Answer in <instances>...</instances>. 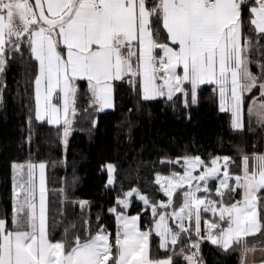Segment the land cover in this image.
<instances>
[{
  "label": "snow or ice",
  "instance_id": "6c2138e0",
  "mask_svg": "<svg viewBox=\"0 0 264 264\" xmlns=\"http://www.w3.org/2000/svg\"><path fill=\"white\" fill-rule=\"evenodd\" d=\"M17 53L21 60L27 53L28 72L34 76L30 113L34 111L35 121L62 125L65 147L77 112L79 80L87 81L90 105L108 109L114 107V82L127 79L140 98L137 111L141 101L158 98L175 107L177 94L187 107L189 95L196 103L199 87L213 84L220 111L230 114L234 132L245 130L246 94L258 89L259 102L253 96L247 107L248 130L254 131L253 116L264 130V0H251L246 9L244 0H0V72ZM253 64L258 73L250 70ZM28 124L31 134V114ZM182 159V173L156 174L155 183L167 200L153 202L138 188L117 195L122 210L108 209L117 226L114 243L103 224L93 232L88 220L83 239L79 233L72 239H50L45 164L13 163L10 223L7 216L0 218V264H178L174 257H182L184 264H204L200 242L205 239L225 252L238 251L239 264H256L249 254L257 251V242L244 238L255 241L260 234L264 245L258 211L264 206L259 195L264 191V152L241 153V174L235 176L229 172V156L209 163L199 156ZM106 168L107 186L114 184L115 168L111 163ZM210 179L218 181L219 199L213 198ZM178 189L183 202L175 208ZM237 189L242 199L226 201ZM134 194L145 209L151 208L153 223L146 231L138 227L139 213L127 215ZM87 203L80 200L81 209ZM202 212L213 214L211 221L203 220V233ZM74 231V225L65 229L66 235ZM153 232L159 249L167 253L163 258L150 257ZM259 250L258 264H264V246Z\"/></svg>",
  "mask_w": 264,
  "mask_h": 264
},
{
  "label": "trees",
  "instance_id": "16d2710c",
  "mask_svg": "<svg viewBox=\"0 0 264 264\" xmlns=\"http://www.w3.org/2000/svg\"><path fill=\"white\" fill-rule=\"evenodd\" d=\"M249 4L244 3L245 9ZM249 27L245 11L244 30L247 32ZM250 70L258 73L255 64L250 65ZM33 79L34 76L28 72L27 53L24 60L17 53L16 59L10 60L5 70L0 72V218L7 216L10 223L12 162H44L47 168L49 238L54 242L72 239L77 233L83 239L85 220L91 222L93 232L99 224H103L113 242L117 226L115 216L108 209L117 206V195L138 188L153 202L167 200L155 183L156 174L167 177L174 172L182 173L184 156H199L206 163L213 157L229 156V172L235 176L241 174V153L264 152V130L259 128L254 116L251 118L254 131L248 130L247 107L253 96L258 95V89L246 94L245 130L234 132L230 128V114L220 111L218 91H213V84L199 87L195 104L188 96L187 107L184 106V98L177 94L175 107L166 98H158L141 101L137 111L140 98L124 79L123 82H114V107L101 111L89 103L86 80H79L77 112L65 147L61 142L62 125L35 121L34 111H29L34 109ZM30 114L31 134L28 124ZM178 157L181 158L179 163L176 162ZM109 163L114 165L115 180L114 184L106 186V165ZM200 170L197 169L194 174L198 175ZM217 183L215 179L209 180L214 199H219L215 196ZM230 183L234 184V179ZM259 195L264 201V191ZM239 198L240 190L237 189L225 200L234 202ZM80 200L88 202L83 209L79 205ZM129 201L127 214L139 213L140 229L148 230L153 223L151 208L145 209L135 194ZM182 202V190L178 189L174 193L173 206L179 208ZM117 210L122 209L117 206ZM171 210L168 209L169 212ZM258 211L264 223V206ZM204 219L211 221L213 214L201 213L202 233ZM169 223L175 227L171 220ZM188 223L186 220L185 224ZM72 225L75 231L66 235L65 229ZM244 239L249 244L257 242V251L249 254L250 262L257 264L261 258L259 249L264 246L259 243L260 234H256L255 241L253 237ZM158 243L153 232L150 238L151 258H163L167 254L159 249ZM235 247L233 245V249ZM200 254L204 264H239L238 251L225 252L206 239L200 242ZM174 259L178 260V264H184L182 257Z\"/></svg>",
  "mask_w": 264,
  "mask_h": 264
},
{
  "label": "rangeland",
  "instance_id": "374dc122",
  "mask_svg": "<svg viewBox=\"0 0 264 264\" xmlns=\"http://www.w3.org/2000/svg\"><path fill=\"white\" fill-rule=\"evenodd\" d=\"M206 84V83H205ZM209 84V83H207ZM34 87V86H33ZM190 87V86H189ZM215 87V85H214ZM33 95H34V90H33ZM219 95V93H218ZM258 97V95H255ZM189 98H191V96L189 95ZM252 102V99L250 100V103ZM259 102V97H258V100H257V103ZM113 103H114V93H113ZM220 103V101H219ZM195 104V103H194ZM99 109V108H98ZM108 109H112V108H108ZM108 109H100L101 111L103 110H108ZM62 132H63V129H62ZM13 163H16V164H22V165H27L29 162H12ZM40 163H44V162H37V163H32V164H40ZM45 164V163H44ZM11 169H12V166H11ZM26 172H27V168L25 167V169L23 170V175H24V179H27V176H26ZM12 176H13V170H12ZM36 183L37 185L39 184V169L37 168L36 170ZM45 187H46V193H47V168H46V165H45ZM37 203H38V190H37ZM211 213V212H210ZM212 214V213H211ZM114 241V240H113ZM258 264V263H257Z\"/></svg>",
  "mask_w": 264,
  "mask_h": 264
},
{
  "label": "crops",
  "instance_id": "0c3cea01",
  "mask_svg": "<svg viewBox=\"0 0 264 264\" xmlns=\"http://www.w3.org/2000/svg\"><path fill=\"white\" fill-rule=\"evenodd\" d=\"M149 3H151V2H149ZM250 5V4H249ZM87 82V81H86ZM255 117V116H254ZM242 199V193L240 192V198L239 199H237V200H235V201H239V200H241ZM234 201V202H235ZM128 215V214H127ZM129 216H132V215H129ZM138 227H139V220H138ZM140 228V227H139ZM142 230V229H141ZM142 231H145V230H142ZM115 233H116V231H115ZM114 240H115V236H114ZM113 243H114V241H113Z\"/></svg>",
  "mask_w": 264,
  "mask_h": 264
},
{
  "label": "built area",
  "instance_id": "2783aa9c",
  "mask_svg": "<svg viewBox=\"0 0 264 264\" xmlns=\"http://www.w3.org/2000/svg\"><path fill=\"white\" fill-rule=\"evenodd\" d=\"M244 2H251V0H244Z\"/></svg>",
  "mask_w": 264,
  "mask_h": 264
},
{
  "label": "water",
  "instance_id": "95a60500",
  "mask_svg": "<svg viewBox=\"0 0 264 264\" xmlns=\"http://www.w3.org/2000/svg\"><path fill=\"white\" fill-rule=\"evenodd\" d=\"M33 2H34V0H33Z\"/></svg>",
  "mask_w": 264,
  "mask_h": 264
}]
</instances>
